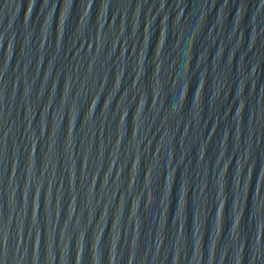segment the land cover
Here are the masks:
<instances>
[{
  "label": "water",
  "instance_id": "obj_1",
  "mask_svg": "<svg viewBox=\"0 0 264 264\" xmlns=\"http://www.w3.org/2000/svg\"><path fill=\"white\" fill-rule=\"evenodd\" d=\"M0 264H264V0H0Z\"/></svg>",
  "mask_w": 264,
  "mask_h": 264
}]
</instances>
